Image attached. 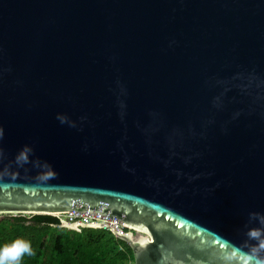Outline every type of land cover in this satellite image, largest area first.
<instances>
[{
  "label": "water",
  "instance_id": "obj_1",
  "mask_svg": "<svg viewBox=\"0 0 264 264\" xmlns=\"http://www.w3.org/2000/svg\"><path fill=\"white\" fill-rule=\"evenodd\" d=\"M14 214L117 219L61 223L135 264L264 261V0H0Z\"/></svg>",
  "mask_w": 264,
  "mask_h": 264
},
{
  "label": "trees",
  "instance_id": "obj_2",
  "mask_svg": "<svg viewBox=\"0 0 264 264\" xmlns=\"http://www.w3.org/2000/svg\"><path fill=\"white\" fill-rule=\"evenodd\" d=\"M60 227L56 217L35 215L31 219L12 217L0 220V247L17 239L30 243L32 254H25L19 264H126L127 257L108 231L82 229L81 232L61 229L49 242L52 227ZM129 249V255L133 253Z\"/></svg>",
  "mask_w": 264,
  "mask_h": 264
},
{
  "label": "clouds",
  "instance_id": "obj_3",
  "mask_svg": "<svg viewBox=\"0 0 264 264\" xmlns=\"http://www.w3.org/2000/svg\"><path fill=\"white\" fill-rule=\"evenodd\" d=\"M249 235L251 238L258 240L260 248H264V232L253 230ZM257 251V248L251 250L252 254H255ZM25 254H32L30 243L17 239L11 244L0 247V264H19V261ZM260 264H264V261H261Z\"/></svg>",
  "mask_w": 264,
  "mask_h": 264
},
{
  "label": "built area",
  "instance_id": "obj_4",
  "mask_svg": "<svg viewBox=\"0 0 264 264\" xmlns=\"http://www.w3.org/2000/svg\"><path fill=\"white\" fill-rule=\"evenodd\" d=\"M69 215H74V214H69ZM79 216H83V217L80 218ZM90 217H92L93 220L90 219ZM69 219H70L71 222H77L78 220H82L83 219L85 224H104V225H109L111 227H114V228H116L118 230H121V231H124V232L127 231V229L125 228V226L123 224H120V223L117 222V219L102 218L99 215H96V216L75 215V217H72V218L69 217ZM103 231H107V229L104 228ZM113 236L115 237L116 240H118L115 235H113ZM118 250H119V252L124 253L126 255V257H127V263L126 264H135L134 260L129 255L128 246L119 245Z\"/></svg>",
  "mask_w": 264,
  "mask_h": 264
},
{
  "label": "rangeland",
  "instance_id": "obj_5",
  "mask_svg": "<svg viewBox=\"0 0 264 264\" xmlns=\"http://www.w3.org/2000/svg\"><path fill=\"white\" fill-rule=\"evenodd\" d=\"M19 216L25 217L27 219H31L33 217L32 215H28V214H24V215H15V214L14 215H0V220H2L4 218H12V217H19ZM55 217L57 219H59L62 223H70V224L76 223V222H71L67 214L66 215L65 214L64 215L56 214ZM77 222L85 223L83 219L78 220ZM62 223H61L60 227H56V226L52 227V231L49 235V242H51L53 235H57L61 231V229H65L66 231H75V232H81V230H82L81 228H78V229L76 228L75 230H73V229H69L68 227H62L64 225V224L62 225Z\"/></svg>",
  "mask_w": 264,
  "mask_h": 264
},
{
  "label": "bare ground",
  "instance_id": "obj_6",
  "mask_svg": "<svg viewBox=\"0 0 264 264\" xmlns=\"http://www.w3.org/2000/svg\"><path fill=\"white\" fill-rule=\"evenodd\" d=\"M63 215H64V214H63ZM65 215H66V214H65ZM75 215H76V214H74V215H69V214H68V216H69V217H71V218H72V217H75ZM79 217H80V218H82L83 216H79ZM90 219H92V220H93V218H92V217H90Z\"/></svg>",
  "mask_w": 264,
  "mask_h": 264
}]
</instances>
